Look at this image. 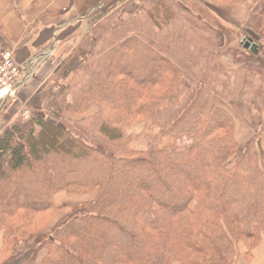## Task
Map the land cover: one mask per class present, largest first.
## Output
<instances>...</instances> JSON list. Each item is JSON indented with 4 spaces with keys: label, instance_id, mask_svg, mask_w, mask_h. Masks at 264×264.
<instances>
[{
    "label": "trees",
    "instance_id": "trees-1",
    "mask_svg": "<svg viewBox=\"0 0 264 264\" xmlns=\"http://www.w3.org/2000/svg\"><path fill=\"white\" fill-rule=\"evenodd\" d=\"M147 1L136 14H104L58 62L45 116L0 135V264H235L239 244L249 261L264 242V93L228 96L235 80L213 61L227 36L221 26ZM179 14L213 46L184 43L186 30H171ZM255 44V53L238 45L236 64L264 76V46ZM77 74L75 86L57 85ZM209 94L253 106L256 136L238 143L227 111L205 112ZM138 124L146 149L126 134ZM72 191L92 198L38 239L32 221L60 211L55 196Z\"/></svg>",
    "mask_w": 264,
    "mask_h": 264
},
{
    "label": "rangeland",
    "instance_id": "rangeland-1",
    "mask_svg": "<svg viewBox=\"0 0 264 264\" xmlns=\"http://www.w3.org/2000/svg\"><path fill=\"white\" fill-rule=\"evenodd\" d=\"M142 1H145V7H149V1ZM165 2L169 5H178L182 9L190 12V16L193 18L194 22L196 21L195 18H197L200 20V25H208L212 29H215L216 25H218L222 27L223 32L227 33L225 38L222 36L223 34H219L221 49L219 48L220 50L216 53L213 61L218 69L224 71V73H228L230 80H235L230 89L231 94L228 95L232 100L237 97L242 100L248 98L251 99L252 96H259L260 93H264V76L255 72L252 73L251 70L248 71L247 68L241 69L236 64L237 61L242 62L243 59L241 57H236L235 49H237L240 43H244L245 41L244 37L235 31L236 29L234 30L230 28L222 20V16L229 8L228 2H216L214 0H165ZM138 3L139 0H73L69 12L64 17L52 20L58 25L64 24L68 20H71V23L64 30L53 33L52 35L50 34L49 44L31 58L35 59L39 54L46 51L51 52L47 59L41 62L36 68L32 81L26 86L21 87L1 111L0 135L12 125H18L22 130H24L28 127V121L30 118L34 116H45L42 110V104L46 97V93L55 90L54 87L56 84L52 73L56 69L58 62L67 56L71 50H74L78 46L81 39L88 34L90 28L95 25L97 21H103L106 13L109 15L113 13L115 18L124 17L125 15L132 13L136 14ZM122 4H126V8L122 9ZM116 10L118 11L116 12ZM81 17L82 20H80ZM139 17H143V15L140 14ZM184 17V14L176 16L175 21L171 26V30L175 32L183 29L186 30L184 43L192 46L197 51L203 50L205 52L206 49L211 48L215 41L206 39L203 31L195 32L191 28L192 26L190 23H186ZM74 18L76 20L73 22ZM206 36H208V34ZM253 38L255 43H259V45L264 46V38H261L260 36H255ZM226 47L231 49L232 52H230L231 50L229 52H224L223 50ZM1 49L2 51L9 50L13 52L12 46H10V42L7 37L6 39L2 36L0 37V50ZM154 74L155 71L151 77H154ZM221 74L222 73L213 74V76H215V80L219 81L222 78H225ZM42 76L43 78H41ZM79 79L80 75L77 74L65 81H59L57 85L62 86L69 83L72 86H75L79 82ZM242 85L247 89L243 88ZM248 89H251V92H249ZM38 90L42 93H38ZM216 90H219V88H216ZM239 92H244L245 95L239 96ZM41 96H43V99L40 103L39 99ZM207 97L208 99L205 112H207L211 106H216L227 111L232 116L235 123L234 138L238 143L243 144L252 139L254 135L256 136L254 133L257 131L256 125L251 116V111L255 112L253 106H245L238 101L234 102L233 106L228 104L226 101L224 102V99L227 97H224L222 100V98L213 94H209ZM92 114L93 113L91 111V113H88L87 116ZM83 117H86V115ZM141 128V124H138L126 133L127 135L133 134L136 138L132 144L135 149H146L148 145L146 141L139 139L138 137ZM257 139L261 150L264 152V136L257 135ZM79 169L80 171L89 170V168L81 165L79 166ZM91 198V195L78 193L77 191H72L70 193L61 192L57 194L54 198V204L56 207L60 208V211L52 214L54 215L52 221H50L46 226L48 220L52 218V215H49V213L42 214L37 216L32 221L28 230L30 232L40 230L37 237L38 239L46 237L57 220L61 219L69 212L70 207L89 201ZM262 244L263 242L257 246L254 250L255 252L253 251L255 257L249 264H264V249ZM245 251L244 245L239 244L237 246L235 264H246L245 261L248 260H245L243 256ZM12 261L13 263L16 262L15 259Z\"/></svg>",
    "mask_w": 264,
    "mask_h": 264
},
{
    "label": "crops",
    "instance_id": "crops-1",
    "mask_svg": "<svg viewBox=\"0 0 264 264\" xmlns=\"http://www.w3.org/2000/svg\"><path fill=\"white\" fill-rule=\"evenodd\" d=\"M72 2L73 0H0V37L8 38L18 65L24 64L43 50L49 44L50 34L69 26L71 20L61 25L52 20L64 17ZM75 20L74 18L73 22ZM222 20L230 28L244 32L254 40L253 37L259 36L258 29L264 31V0H233ZM42 99L43 96L39 99L40 103ZM1 245L0 234V248ZM262 245L264 249V242ZM253 251L251 259L245 261L246 264L253 261Z\"/></svg>",
    "mask_w": 264,
    "mask_h": 264
},
{
    "label": "built area",
    "instance_id": "built-area-1",
    "mask_svg": "<svg viewBox=\"0 0 264 264\" xmlns=\"http://www.w3.org/2000/svg\"><path fill=\"white\" fill-rule=\"evenodd\" d=\"M50 54V51L43 52L37 58L18 65L13 52L9 50L0 52V113L15 93L32 81L36 68Z\"/></svg>",
    "mask_w": 264,
    "mask_h": 264
},
{
    "label": "water",
    "instance_id": "water-1",
    "mask_svg": "<svg viewBox=\"0 0 264 264\" xmlns=\"http://www.w3.org/2000/svg\"><path fill=\"white\" fill-rule=\"evenodd\" d=\"M243 49L250 50L252 53H255L257 51V45L252 43L249 39L243 44Z\"/></svg>",
    "mask_w": 264,
    "mask_h": 264
}]
</instances>
